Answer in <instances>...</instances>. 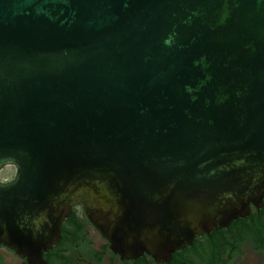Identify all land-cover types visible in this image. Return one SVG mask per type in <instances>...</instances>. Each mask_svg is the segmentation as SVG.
Wrapping results in <instances>:
<instances>
[{"label":"water","instance_id":"water-1","mask_svg":"<svg viewBox=\"0 0 264 264\" xmlns=\"http://www.w3.org/2000/svg\"><path fill=\"white\" fill-rule=\"evenodd\" d=\"M0 245L46 264L74 204L119 259L264 199V0H0Z\"/></svg>","mask_w":264,"mask_h":264},{"label":"flooded vegetation","instance_id":"flooded-vegetation-1","mask_svg":"<svg viewBox=\"0 0 264 264\" xmlns=\"http://www.w3.org/2000/svg\"><path fill=\"white\" fill-rule=\"evenodd\" d=\"M60 239L42 258L46 264H264V199L256 211L233 220L227 227L207 235L195 236L191 245L174 251L168 261L157 263L147 255L119 259L109 243L74 204L70 216L60 225ZM0 264H28L25 258L0 245Z\"/></svg>","mask_w":264,"mask_h":264},{"label":"rangeland","instance_id":"rangeland-1","mask_svg":"<svg viewBox=\"0 0 264 264\" xmlns=\"http://www.w3.org/2000/svg\"><path fill=\"white\" fill-rule=\"evenodd\" d=\"M15 174V168L12 166H6L0 172V181L7 182L10 181Z\"/></svg>","mask_w":264,"mask_h":264}]
</instances>
